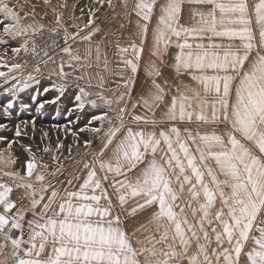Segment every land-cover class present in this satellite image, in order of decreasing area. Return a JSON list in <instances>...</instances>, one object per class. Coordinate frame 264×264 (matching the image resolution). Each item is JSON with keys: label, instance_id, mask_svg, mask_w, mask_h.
Returning a JSON list of instances; mask_svg holds the SVG:
<instances>
[{"label": "snow or ice", "instance_id": "snow-or-ice-1", "mask_svg": "<svg viewBox=\"0 0 264 264\" xmlns=\"http://www.w3.org/2000/svg\"><path fill=\"white\" fill-rule=\"evenodd\" d=\"M94 2L99 7L90 9L86 24L69 26L63 11L43 0L54 22L47 28L51 43L41 46L35 37L44 38L45 25L35 20V7L26 11L20 0H0V44L8 43L4 37L20 39L12 53L38 57L36 75H25L19 63L3 65L8 71H0V87L13 82L6 91L19 98L39 85L40 64L51 61L57 67L48 79L84 81L76 84V108L98 112L79 129L92 134L82 144L78 132L60 126L82 155H73L70 145L61 160L59 140L55 149L37 146L50 154V165L21 144L30 158L16 170L11 150L19 141L0 150V264H264V0H254L251 10L247 0H120V12L114 0ZM105 5L112 19L132 24L136 17L129 39L114 41L115 61L108 57V33L93 39L102 31L95 11ZM185 5L190 24L182 23ZM79 43L86 45L83 54ZM173 47L178 79L168 99L157 78ZM146 48L147 87L139 75ZM53 87L63 95L67 86ZM12 108L9 100L0 112L10 117ZM29 126L37 131L34 118L17 123L15 138L27 135ZM48 135L43 131L41 139ZM65 161L82 165L66 181Z\"/></svg>", "mask_w": 264, "mask_h": 264}, {"label": "rangeland", "instance_id": "rangeland-1", "mask_svg": "<svg viewBox=\"0 0 264 264\" xmlns=\"http://www.w3.org/2000/svg\"><path fill=\"white\" fill-rule=\"evenodd\" d=\"M89 1L90 0H51V4L53 6H56L59 11H63L64 19L67 25L70 26L73 23H76L83 26L88 22L90 9L94 10L99 7V5H97L93 0H91L90 2ZM88 2L90 4L92 3V5L85 11L84 8L87 7L86 5ZM114 2L118 6L119 0H114ZM20 3H23L25 5L26 11H32L34 6L35 12L37 14L35 16V20L45 25L44 38L41 39L39 36L35 37L37 43L41 46H43L44 44H50L51 39H49L47 28L51 27L54 22V16L51 8L45 6L43 4V0H20ZM63 3H66L67 7L59 8V5ZM45 11L48 12L47 16H44ZM21 15H23V13H21ZM73 17H75V19H73ZM94 19L102 29V31L93 38L94 41H100L102 38H105V33H108V36L106 38L111 39L113 33L107 32L106 28L108 27L106 25L111 24L114 19H112L111 10L107 7V5H105L103 8H100L99 11H95ZM28 20L31 21L32 17H29ZM69 31L75 32L77 31V29L69 27ZM116 35L117 34H115V36ZM4 39L7 40L8 43L0 44V71H8V68L3 66L5 64L10 67L13 63H19L24 66L25 75H27L28 73L36 75L33 66L35 65L38 57L34 58L31 53L25 54L23 51H21L19 55H14L11 49L13 47H18L22 43V40H12L8 37H4ZM52 39H56L57 43L59 44L63 43L61 37H52ZM81 44L82 43H79V47L81 49V54H83L84 49ZM108 51H113V47L111 46ZM58 57L60 56L56 55L55 59H57ZM26 60L28 61L27 65H25ZM51 63L52 62L49 61L48 64H40L42 75L52 72L48 68ZM71 80L67 81L61 80L59 78L56 81H51L45 79L40 81L39 85L33 83L30 88L25 89L19 94V98H12L11 94L6 91V89L10 87L11 83L13 82L10 81L8 85H3V87H0V106H2L3 103L8 102L9 100H11V102L13 103L10 117H4L3 113L0 112V123L6 125V128L0 129V136L7 138L6 141H0V150H3L7 147V141H11L13 139H17L19 141L18 143H14L12 145L11 150L13 156L17 159V163L15 166L23 164L25 162L23 161L24 158H26V160L30 158V153L22 148L20 146L21 144L31 145L32 151L36 154V156H42L43 160L50 165L52 164L50 154L38 151L37 146H39L40 149H43L45 145H51V147L55 149V146L59 140V142H62L64 145L62 149L63 155L61 156V160H63L64 156H67L69 154L68 147L70 145H72L73 155H76L77 153H80L81 155L83 154L84 149L82 147L77 148L74 145V137L72 136L71 132L66 133L60 126H67L71 128L73 132L79 133V129L88 124L91 115L98 114V112L91 109L89 105H86L83 111H80L76 108L77 102L75 100V96L78 94L76 84L80 82H74ZM59 84H66L67 86L63 95H61L56 90V88L53 87V85ZM44 88H49L50 90L48 92H44ZM57 96L60 97L58 100L56 99ZM53 100H55V103L46 102ZM21 102L28 103L30 107L28 109L22 108ZM41 103L44 104V107L40 110V112H37L36 108ZM33 118L36 121L37 131L33 133L31 131V127L29 126V128L27 129V135L22 134V137L15 138V125L21 120L31 121ZM91 126H98V123L93 122ZM43 131H47L49 135L48 138L42 140L41 137ZM79 137L80 143L82 144L84 140L92 139V134L88 131H85L83 133H79ZM96 143H98V141H94V147ZM65 165L68 174L69 169L74 164L65 161ZM62 178L65 181L67 180V176Z\"/></svg>", "mask_w": 264, "mask_h": 264}, {"label": "crops", "instance_id": "crops-1", "mask_svg": "<svg viewBox=\"0 0 264 264\" xmlns=\"http://www.w3.org/2000/svg\"><path fill=\"white\" fill-rule=\"evenodd\" d=\"M91 1V0H90ZM89 1V2H90ZM94 1V0H93ZM87 3V7L84 8V10L86 11L91 5L92 3ZM134 0H130V4L133 3ZM164 0H160V3H163ZM249 6H250V10H251V6L252 4L254 3V0H247ZM119 4H120V0H119V3H118V6H117V9L116 11L117 12H120L121 11V8L119 7ZM188 8L189 6L185 5V8H184V12H183V17H182V23H185V24H190L192 23V21L190 20V15H189V12H188ZM133 23L132 24H129L127 20H125L122 16L121 17H117L116 19H114L112 21L111 24H107L106 26L108 28L107 29V32H111V33H115L117 34L116 36H112L111 39L109 38H106V40H111L113 41V44H109L107 45V52H108V57L115 61V56H114V53L116 51L115 47H114V41L117 37H119L121 43H125L128 39H129V35H130V32L134 29V22H135V15L133 14L132 17H131ZM121 23H124L125 24V27L123 29L120 28V24ZM153 23H155V19L153 20ZM105 26V27H106ZM254 29H255V25H253ZM217 42H220V41H217ZM226 42V41H225ZM150 43H151V39H149V46H150ZM81 46L83 47V49L86 47V45L84 43L81 44ZM111 46L113 47V51H108L109 48H111ZM81 47V48H82ZM82 49V50H83ZM178 51L177 49H175L174 47L173 48H170L168 54L164 57V64L163 65H160V71H161V76L157 78V82L158 83H161L162 86H164L166 88V90H169V94H168V99H170V96L175 94V85H176V82H177V74L175 73L174 71V68L172 67V64L174 63V54L175 52ZM60 57H58L56 60L59 61ZM65 59H67V57H65ZM149 60V52H148V48L145 49V52L143 54V59H142V62H141V68H140V78H141V81H146V84H145V87H147V85H150L151 84V79L150 78H147L145 76V72H144V68H145V65L146 63L148 62ZM247 66V64H246ZM57 66L53 63H51L48 68L52 71L54 68H56ZM66 71H72L71 69L65 67V72ZM90 71L92 72H95L96 69L93 68L91 69ZM51 73V72H50ZM49 74V73H48ZM48 74H44L40 77V81L42 80H51V81H56L57 79H59L58 76H56L55 74L52 75L51 79H48ZM77 75L79 73H76ZM72 80H71V79ZM180 80H184L185 82H188V77L187 76H180L179 77ZM74 81L76 82L72 77H69L67 79V81ZM167 81L168 83L165 85L164 84V81ZM81 86H84V81H79ZM112 86V85H110ZM137 87L139 89L140 87V81H138V84H137ZM143 110L141 108H138L137 109V112H142ZM162 116V112L160 110H157V114H156V118L157 119H160ZM181 127L183 128V125H181ZM193 129H195V126L193 125L192 126ZM211 127H208L206 129H201V131H211ZM217 131L218 132H223L224 131V126L221 125L217 128ZM98 143H96L95 147H98ZM24 158V157H23ZM23 161H26V158L23 159ZM23 167H24V163L23 164H20V165H17L15 166V169L16 170H23ZM82 167V165H73L70 169H69V172L68 174L66 175L67 176V179L75 172H77V170ZM144 167V165H140V168ZM139 171V168L137 170H135L133 173H130V176L132 178H135V175L137 174V172ZM21 194L20 190L18 191H15L11 198L13 200H16L18 198V196ZM148 215L147 212L145 213H141L139 214V216L137 217V219H140V220H143L146 216ZM135 222L134 221H129L128 224L126 225V227L128 228V230L130 231L132 229V226ZM252 244L251 242L248 243V248H251ZM242 259H244L242 257Z\"/></svg>", "mask_w": 264, "mask_h": 264}]
</instances>
